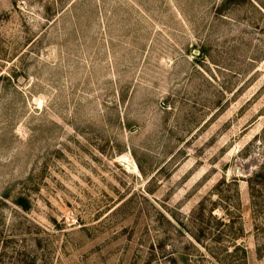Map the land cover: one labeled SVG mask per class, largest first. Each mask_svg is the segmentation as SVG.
<instances>
[{
	"label": "rangeland",
	"instance_id": "obj_1",
	"mask_svg": "<svg viewBox=\"0 0 264 264\" xmlns=\"http://www.w3.org/2000/svg\"><path fill=\"white\" fill-rule=\"evenodd\" d=\"M259 172L264 0H0V264H264Z\"/></svg>",
	"mask_w": 264,
	"mask_h": 264
},
{
	"label": "trees",
	"instance_id": "obj_2",
	"mask_svg": "<svg viewBox=\"0 0 264 264\" xmlns=\"http://www.w3.org/2000/svg\"><path fill=\"white\" fill-rule=\"evenodd\" d=\"M263 176H264V173L263 172H259V173H257V175H255V177H253V178H251L250 180H249V186H250V190H251V195H252V197H253V200H254V198H256V193H259L258 191H259V189L257 188V187H259L258 185L260 184V182H258V181H256V178H258V177H261V178H263ZM254 202V201H253ZM16 203L18 204V205H20V206H22L23 208H27L28 207V200L26 199V198H23V197H21V198H19L17 201H16Z\"/></svg>",
	"mask_w": 264,
	"mask_h": 264
}]
</instances>
